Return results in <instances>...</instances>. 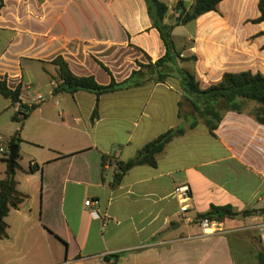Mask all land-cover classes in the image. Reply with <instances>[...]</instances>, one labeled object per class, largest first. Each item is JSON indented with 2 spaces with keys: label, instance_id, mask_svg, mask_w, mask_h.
<instances>
[{
  "label": "crops",
  "instance_id": "obj_1",
  "mask_svg": "<svg viewBox=\"0 0 264 264\" xmlns=\"http://www.w3.org/2000/svg\"><path fill=\"white\" fill-rule=\"evenodd\" d=\"M161 1L169 7L165 22L174 24L177 1ZM193 3L186 0L188 9ZM259 17V0H224L217 11L175 27L182 57H197L184 63L202 88L225 73L264 74V23L251 22ZM165 53L146 0H3L2 7L0 0V79L21 87L23 105L36 106L23 124L15 170L28 198L6 218L0 264H259L264 216L237 217L207 234L197 220L212 206L264 208V125L249 114L255 104L226 113L213 134L170 78L100 98L54 93L61 80L52 61L59 56L76 75L109 85L96 59L120 83L138 69L134 61L145 63L141 56L154 63ZM102 72L108 81L100 82ZM19 110L0 94L5 148L20 129L13 120ZM177 127L186 133L167 145L156 167L136 166L114 186L117 161L135 158ZM24 155L28 167L20 163ZM4 158L0 181L8 169ZM32 166L38 169L30 172ZM184 184L193 197L185 215L174 193Z\"/></svg>",
  "mask_w": 264,
  "mask_h": 264
},
{
  "label": "trees",
  "instance_id": "obj_2",
  "mask_svg": "<svg viewBox=\"0 0 264 264\" xmlns=\"http://www.w3.org/2000/svg\"><path fill=\"white\" fill-rule=\"evenodd\" d=\"M175 7L178 17L174 24L165 22L169 7L161 0H146L148 13L153 22V26L159 31L166 47L163 57L153 63L152 59L146 55L148 63L136 61L138 69L134 70L130 77L123 82H117L111 70L102 62L96 61L111 77L109 85H101L95 76L76 75L64 57L59 56L52 61L58 68L59 83L54 93L65 92L75 94L79 91L95 93L100 96L115 92L121 89L142 86L149 82L164 83L173 74L180 80V86L185 97L191 101L198 116L205 120L209 130L214 134L224 115L228 112L244 113L250 104L255 107L250 110L252 115L260 124L264 125V74L253 73L251 71L241 73H225L220 82L207 88H202L200 81L194 72L182 67V63L196 61L197 57L183 58L173 40V31L177 26H185L200 16L217 11L218 5L224 0H194L193 5L188 9L186 0H176ZM3 0H1V7ZM260 17L251 20L254 24L264 23V0H259ZM264 34V33H262ZM140 50V49H138ZM141 51V50H140ZM0 94L12 101L13 105H20V110L13 116L14 121L20 123V129L8 140L4 160L7 162L8 169L6 176L0 181V239L8 236L9 225L6 218L9 213L18 209L28 198L27 195L19 191L18 182L15 179V170L19 168L15 163L14 174L9 173L10 148L20 145L23 142L21 131L25 120L36 109V106L29 108L21 103V87L11 89L6 80L0 79ZM23 117L20 118L19 116ZM98 118V102L92 115V121ZM196 123L191 124L193 128ZM186 128L177 127L162 134L152 142L145 145L137 156L128 161H117V172L115 174L114 186H118L125 174L132 168L140 165L157 166L158 156L165 150L167 145L175 139L183 136ZM109 163V157L103 156V165ZM36 166L31 167V171H36ZM264 216L263 209L246 210L237 212L231 205L212 206L211 209L197 217V220L208 219L212 222L224 223L237 217ZM107 257L106 260H110ZM259 264H264V249L259 253Z\"/></svg>",
  "mask_w": 264,
  "mask_h": 264
},
{
  "label": "built area",
  "instance_id": "obj_3",
  "mask_svg": "<svg viewBox=\"0 0 264 264\" xmlns=\"http://www.w3.org/2000/svg\"><path fill=\"white\" fill-rule=\"evenodd\" d=\"M36 100L41 103V102L45 101V98L43 96H39ZM5 152H6V148L3 147L2 145H0V154H5ZM33 166H34V164H33ZM174 193H175L176 198L180 201V204H181L180 212L183 215H185L191 209V201L193 198L191 187L188 184L177 186ZM86 205L92 206V205H94V203H93V201L89 200V201H86ZM92 215L95 218H100L99 213L95 210L92 211ZM183 220H186V218L184 217ZM200 226H201V229L203 231V234H207L209 230H211L213 228H219L220 223L212 222L208 219H203L200 221ZM258 229H259V233H260L261 243H262L263 248H264V223L259 225Z\"/></svg>",
  "mask_w": 264,
  "mask_h": 264
},
{
  "label": "rangeland",
  "instance_id": "obj_4",
  "mask_svg": "<svg viewBox=\"0 0 264 264\" xmlns=\"http://www.w3.org/2000/svg\"><path fill=\"white\" fill-rule=\"evenodd\" d=\"M192 0H188V2H190ZM169 12V11H168ZM179 31H182V30H179ZM182 33V32H180ZM141 60H143L145 63H148V60L146 59V57L144 56H141ZM130 62H133L132 60H130ZM136 63V61H134ZM137 65V64H136ZM182 67H185V68H188V64L187 63H184L182 64ZM98 78L100 80V82H105V81H108L109 80V76L108 74H105L104 72H102L101 74L98 75ZM170 80L174 83H177V84H180V80L178 78V76L176 74H173L172 77L170 78ZM42 92H45V90L43 89ZM23 158V159H22ZM21 160H20V163L23 165V166H26L28 167L29 166V162H30V159L29 157H27L26 155H24V157H22ZM5 167V166H4ZM233 220V219H232ZM255 231H257V229H255ZM249 236V235H248ZM246 236V237H248ZM250 238H252V236L250 235ZM262 244V243H261ZM263 247V245H262ZM264 249V248H263Z\"/></svg>",
  "mask_w": 264,
  "mask_h": 264
},
{
  "label": "water",
  "instance_id": "obj_5",
  "mask_svg": "<svg viewBox=\"0 0 264 264\" xmlns=\"http://www.w3.org/2000/svg\"><path fill=\"white\" fill-rule=\"evenodd\" d=\"M168 13L169 12H167V14ZM18 152H19V146L18 145H15V146L10 148V157H9V173H10V175L14 174L15 163L17 160Z\"/></svg>",
  "mask_w": 264,
  "mask_h": 264
}]
</instances>
